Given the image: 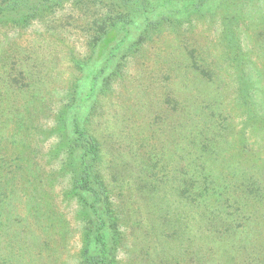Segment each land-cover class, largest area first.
<instances>
[{
  "label": "rangeland",
  "instance_id": "obj_1",
  "mask_svg": "<svg viewBox=\"0 0 264 264\" xmlns=\"http://www.w3.org/2000/svg\"><path fill=\"white\" fill-rule=\"evenodd\" d=\"M246 3L233 9V25L225 22L230 31L217 11L191 17L180 30L151 32L95 105L84 103L83 125L99 146L95 170L123 219L117 264H173V257L207 264L209 216L187 203L208 178L216 185L230 180L232 188L264 187V0ZM90 5L64 3L19 27L0 18V185L6 180L19 189L14 202L0 207V264H77L82 220L65 165L74 144L61 140L59 130L82 74L78 64L89 55ZM32 155L55 178L44 193L26 176ZM56 165L62 171L54 172ZM209 201L215 204L205 209L221 202ZM257 221L264 228V218ZM208 222L215 233L226 227L211 216ZM43 227L52 245L41 252L32 247ZM220 246L213 245L214 264H223Z\"/></svg>",
  "mask_w": 264,
  "mask_h": 264
},
{
  "label": "trees",
  "instance_id": "obj_2",
  "mask_svg": "<svg viewBox=\"0 0 264 264\" xmlns=\"http://www.w3.org/2000/svg\"><path fill=\"white\" fill-rule=\"evenodd\" d=\"M246 2L250 0H0V18L17 27L28 25L45 12L53 11L64 3L82 5L88 9L91 8L90 4L93 5L94 17L87 23L90 28L89 36L86 37L89 55L78 64L82 74L73 85L72 99L65 106L64 114H61V131L58 127L61 140L72 141L74 144L65 165L70 168V193L82 220V244L77 264H117L116 251L125 238L122 215L120 220V214L110 202L108 186L95 170V162L99 159V146L83 125L87 119L83 114L86 111L84 103L89 102L90 108L95 105L96 96L105 92L123 60L130 55L134 57L144 41L151 37V32L169 25L180 30L191 17H205L206 14H215L217 11L222 15L223 25L228 22L227 25L231 26L235 22L232 17L233 9L238 6H250L251 3ZM227 25L226 29L230 31ZM108 39H111L110 43L107 42ZM38 159L35 156L31 158L33 168L30 167V162L25 163L26 176L30 184L36 180V185L44 193V184H52L55 178L39 164ZM225 169L235 172L238 167L232 169L226 165ZM59 171L62 169L56 165L54 172ZM40 178L42 179L38 181ZM229 182L230 180L223 178L222 183L216 185L213 178H208L203 182V188L196 191V195L192 197L193 204L187 203L193 207L196 205L203 211L200 217L207 219L209 216L207 225H210L208 231L212 237L207 240V264H214L212 258L216 251L214 252L213 245L219 241L221 246L217 248V253L223 264H264V228L256 227L257 220L264 218V187L260 189L258 183L253 182L249 185L241 183L232 188ZM254 185L255 188H251ZM195 186L190 184L192 190ZM209 188L212 192H207ZM233 189L237 196L232 199L229 196L232 193L230 190ZM18 190L6 186V180L2 181L0 207L5 203L14 202L16 194H19ZM152 193V198H156L155 192ZM22 195V199L27 197V194ZM214 196L215 200H221L220 205H216L215 210L205 209L204 207L215 204L209 201V198ZM25 211L27 212V209ZM210 216L217 223L220 221V227H226L215 233L216 225L208 222ZM236 219L238 226L232 225ZM203 223L205 222L199 224ZM48 227L51 229L49 231L54 232L53 224ZM42 230L40 236H35L38 244L35 243L33 250L41 251L42 248L48 249L52 245L50 237L45 236L48 228L43 227ZM237 240L238 243L233 244ZM202 247L199 245V248ZM199 254L195 252L196 257ZM172 261L173 264H185V260L179 257H173ZM53 262L54 260H45V264Z\"/></svg>",
  "mask_w": 264,
  "mask_h": 264
}]
</instances>
